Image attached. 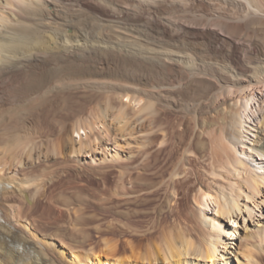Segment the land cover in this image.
I'll return each instance as SVG.
<instances>
[{"label":"bare ground","instance_id":"obj_1","mask_svg":"<svg viewBox=\"0 0 264 264\" xmlns=\"http://www.w3.org/2000/svg\"><path fill=\"white\" fill-rule=\"evenodd\" d=\"M254 1L264 2L262 0H0V264H264V172L260 170L261 163L253 165L251 162L255 156L264 157V120L257 117L260 111L263 115L264 112L259 107L255 95L248 89L250 86H264V58L252 61L248 55L256 53L257 49L250 45L241 46L238 40L228 39L230 48L227 53L225 52L226 56L223 54L227 58L223 67L228 74L224 75L225 72L222 71L224 72L222 77L219 75L220 77H216L215 80L220 84L217 85L220 91L223 87L229 88L222 91V98H218L217 95L211 97L214 106L222 107L217 114L215 112L210 114L212 111L207 114V110H204L207 107L204 106L206 101L199 90L202 84L198 87L199 94L203 95L200 94L202 99L198 96L197 109L187 113L190 117L185 116L188 121L182 122L184 125L182 123L174 125L172 122L170 128L164 127L167 123H161L160 110L158 111L157 107L155 109L156 105L154 106L152 102L153 100L161 102L162 98H167L165 94L174 87L177 85L181 87L182 84L194 78L198 80L196 83H204L207 75L203 67L206 63V57L203 54L205 50L197 48L193 39H205L209 49L222 54L220 49L224 47L222 45L227 38L224 33L227 30L223 22L215 23L212 20L231 21L234 15L245 22L254 19L255 16L262 15L259 4L255 5ZM216 4L217 7L223 5L230 9L223 11V6L222 9L221 7L217 9ZM196 18L205 19V22L197 23ZM212 25H214L213 28H211ZM230 29L236 33L238 27L233 25ZM182 33L186 35L183 36ZM189 35L191 38L188 37ZM157 70L162 77L164 75V78L155 76L159 73ZM99 88L113 93L100 105L102 107L98 109L99 120L94 123L95 119L93 121L91 119L90 122V119L84 121L82 120L84 118H81L82 123L83 121L87 123L82 127L81 125L84 124H80L81 121L78 118L79 122L76 124L72 122L74 124L72 128L70 127L72 130L69 128L72 134L70 136L66 134L67 138L64 139L60 137L62 142L60 141L59 144L69 157L84 156L90 157L91 161L111 160L114 163L119 158H124L127 160L123 165L125 169L130 170L128 169L130 166L136 168L137 176L140 177V173L142 174L143 179H140L147 185V189L153 194L161 190L163 196L160 202L151 207V210L149 208V211L154 212L152 215L155 218L148 221L150 223L147 225L137 223L141 220L134 223L136 218L132 217L139 218L148 214V209L144 207L135 208L138 206H134L132 209L128 208L120 212L122 218L116 221H119L120 235L126 239L123 240L124 237L120 236L122 242L126 244L124 251L122 250L125 252L121 254L122 256H115L119 246L115 236L118 231L116 232L115 229L116 221L111 218L109 221H113L110 227L107 226L110 237L108 238L107 234L108 243L104 242L107 244V252L100 255L99 250V255H96L94 246L90 247L95 257H86L85 261H82L80 255H77L80 250L75 251L77 254L70 250L68 252H71V256H67L66 251L60 249L59 245L57 247L53 241L56 239L53 233L45 232L44 234V231L41 230V232L36 226L35 221L40 215L38 217L34 215L37 218L31 216V211L37 203L39 207H42L40 206L42 197L47 194L46 191H42L41 185L32 187L33 193H31L32 190L28 191L27 186L30 188L29 184L35 185L37 183L35 181L42 180L38 178L39 180L33 181L35 183H30L34 177L29 174L32 177H28L31 181L25 175L24 177L29 180V184H25L27 180H16L11 175L14 172L11 164L23 167L39 159L48 160L47 154L36 152L39 147L35 150L36 153L33 151L37 139L28 137L29 133L25 136L28 137L26 140L25 137H21L24 136L22 132H20L21 135L15 132L14 134V130L11 129L14 136L11 132H8L9 135L11 138L14 137L13 141L19 142L3 143L2 140L5 138L4 135H7L5 132L9 131L5 129L16 126L15 129L20 130L21 126L16 123L21 122L13 123V119L17 118L14 117L17 107H24V111L27 108L32 110L40 104L43 105L47 99H55L65 92L72 97L79 90L83 95L85 91L82 89L98 91ZM94 91L92 90L93 93ZM232 92L236 95L229 97ZM98 93H101L100 89ZM142 96L146 97V100ZM147 96H152L153 100L151 101ZM209 99L206 98V100ZM162 102L161 104H164ZM43 106L47 108L45 104ZM44 107L42 108L45 110ZM52 108L51 111H53ZM36 109L33 111V116ZM127 109H131L130 115ZM19 110L17 109V112ZM28 110H26L27 114L31 112ZM114 110L117 115H114L116 118L112 119L115 118L116 122L110 121ZM21 114L17 116H23ZM69 114L65 115L69 116ZM253 118L261 122L254 150L239 149L238 144L243 143L244 126ZM64 120L67 119L61 120L60 123L57 120V122L60 124V129L65 127L64 129L67 130V124L65 126L62 123ZM99 123L103 126L101 133L104 132L108 136L111 134V138L99 133L96 127ZM207 123L218 126L208 130L205 126ZM64 129L60 131L63 132ZM80 129H83V135ZM59 130L57 132H60ZM75 131L77 140L73 135ZM16 135H20L18 138L21 137L20 140L25 141L15 139ZM157 138L159 140H156ZM50 141L48 140L46 144H50ZM41 143L43 145V141ZM113 143L115 148L126 147L122 155L115 149L113 153L111 152L109 146ZM54 148L51 156H59L57 153L61 150L57 151ZM205 150L208 151V156L205 154L207 157L202 154ZM162 153L166 155L165 160L161 165L158 164V167L153 168L159 163ZM43 155L46 157L42 158ZM8 162L10 164H7ZM125 169L124 173L121 171L122 176L128 172ZM127 176L129 182L134 183L133 177ZM42 182L43 185L44 181ZM130 188V193L135 194L142 190V188L134 190L133 186ZM189 191H192L195 206H190L192 209L189 208L185 218L189 215L193 216V220H197L204 227L198 222L193 225L198 224L203 229H208H206L207 232L204 230L205 236L201 233L204 237L201 241L199 238L200 242L198 239L193 240L195 233L192 234L194 230L190 231L191 223H193L188 221L190 217L188 220L181 218L184 223L179 218L183 226L177 222V218L176 224L174 220L170 221L172 225L170 223L168 227L169 222L167 223L163 215L170 208L168 214L176 218L175 207L179 201L176 196ZM35 192L39 193L37 198ZM207 199L215 203V212H208L202 207L207 205ZM50 201L52 203V200ZM180 213L177 211V215ZM32 214L35 213L32 211ZM92 215H90L92 220L87 219L89 214L85 215L88 222L95 220ZM85 217L78 219L85 221ZM129 217L134 219L126 220ZM42 218L38 219L42 220ZM54 221L56 223V220ZM84 221H80L83 225L79 223L81 226L75 228H82L85 225L88 227L89 223L86 224ZM42 224L46 229L44 223ZM97 226L100 227L98 224ZM97 226L93 225L95 229L98 228ZM117 229L119 230V227ZM201 230L202 228L198 230V235ZM82 234L84 237L87 236L85 233ZM88 234L87 238L91 237V233ZM201 234L197 236L201 237ZM71 237L70 239H73V236ZM76 239L77 237L73 241H77ZM81 240H83L82 237ZM90 240L89 238L88 241ZM82 250H84L83 247Z\"/></svg>","mask_w":264,"mask_h":264},{"label":"rangeland","instance_id":"obj_2","mask_svg":"<svg viewBox=\"0 0 264 264\" xmlns=\"http://www.w3.org/2000/svg\"><path fill=\"white\" fill-rule=\"evenodd\" d=\"M262 1H264V0H262ZM260 3H258V1H254L253 3L255 4V5H258V7L261 9V12H262V15H260V16H255L254 17V19H250L249 21H243L242 19H239V17H237V16H235L234 15V19L233 20H231V21H225V20H223V19H220V20H216V19H214V20H212V21H214L215 23H218V22H223L224 23V25H225V27H226V32L224 33L225 35H226V41H224V43H223V45L222 46H224V47H221V49H220V52L222 53V54H220L219 52H215V51H213L212 49H209L208 48V44H207V41L204 39H193V41H192V39H190V41H192L193 43H195V46L197 47V48H199V49H202V50H205V52H203V54L205 55V64L203 65V67L205 68V70H206V73H207V78H206V76H205V80H204V83L202 82V83H196V80L197 79H193V80H191L190 82L188 81L187 83H185V84H182L181 85V87L179 86V85H177L176 87H174L170 92H168L167 94H165V96H167V98L166 97H164V98H162V100H161V102L162 101H164L165 100V102L166 103H164V102H162V103H164V104H161V102L159 103V102H157V100H155L156 102H154V100L152 99V96H147L149 99H151V101L154 103V108L156 109V107H157V110L160 112V115H159V118H160V121H161V123L162 124H165V123H167V124H165L164 125V127H167V128H170V125H172V122L174 123V125H177V124H179V123H182V122H187L188 121V119H185V116L187 115L188 117H190V114H187V113H192L191 111H193L198 105V100L201 98V96H206V97H204L203 96V98H205V103H204V106L206 107V108H204V110L207 112V114L210 112V111H212V112H210V114L212 113H219L220 112V109L222 108L220 105H213L212 104V96L213 97H215L216 95H217V97L218 98H222V96L223 95H221V93H222V91L224 92L227 88H229V87H223V88H221L222 90L220 91V88L219 87H217V85L219 86L220 84H219V82H217L215 79H216V77H222V74L224 73V75H226V74H228V72L226 73V71H225V69H224V64L227 62V58H225V56H226V54H225V52L227 53V51L229 50V48H230V46H229V44H230V40L228 41V39L230 38V39H233V40H238L237 42L239 43V45H241V46H245V45H250V46H252L254 49H257L256 50V53L255 52H253L252 54H250V55H248V57H249V59H251L252 61H256V60H259L260 58L261 59H263L264 58V56H263V54H264V2H261V1H259ZM263 4V5H262ZM261 5H262V7H261ZM223 6V5H222ZM222 6H220L219 7V5H218V7L220 8V9H222ZM216 7H217V4H216ZM217 7V9H219ZM225 9H226V11H228V9H230L229 7H224L223 6V11H225ZM230 11V10H229ZM208 18V17H207ZM256 18V19H255ZM199 20V21H198ZM239 20V21H238ZM253 21V22H252ZM196 22L197 23H199V22H205V19H197L196 18ZM247 23V24H246ZM249 23H250V25H249ZM253 23V24H252ZM227 25V26H226ZM233 25H235V26H237L238 27V30H237V32L236 33H233V31L230 29V27L231 26H233ZM249 25V26H248ZM213 26L214 25H212V27L211 28H213ZM229 26V27H228ZM216 27V26H215ZM240 27V28H239ZM263 27V28H262ZM261 28V29H260ZM229 33H230V35H229ZM232 33V34H231ZM181 35H183V36H185L184 35V33H182ZM188 37H190V35L188 36ZM235 37V38H234ZM191 38V37H190ZM242 40H240V39ZM245 40V41H244ZM200 41H201V43H200ZM206 41V42H205ZM228 41V42H227ZM243 41H244V43H243ZM198 42V43H197ZM242 42V43H241ZM247 43V44H246ZM200 44V45H199ZM244 44V45H243ZM198 45V46H197ZM205 48V49H204ZM222 50V51H221ZM214 52V53H213ZM216 53V54H215ZM262 53V54H261ZM220 54V55H219ZM225 56H224V55ZM207 55V56H206ZM223 56V57H222ZM255 59V60H254ZM260 59V60H261ZM214 63V64H213ZM218 64V65H217ZM223 67V68H222ZM222 71H224L223 73H222ZM157 72H159V73H157V75H155V76H158V78H164V75H163V77H162V74L160 73V71L159 70H157ZM214 72V73H213ZM218 74V75H217ZM152 75H154V74H152ZM151 75V76H152ZM209 75V76H208ZM211 75V76H210ZM214 75V76H213ZM220 75V76H219ZM150 76V77H151ZM154 76V77H155ZM161 76V77H160ZM215 77V78H214ZM152 78H153V76H152ZM198 81V80H197ZM216 81V82H215ZM195 82V83H194ZM205 82H207L206 84H205ZM218 83V84H217ZM188 84V85H187ZM190 84V85H189ZM203 85V86H200V85ZM215 84V85H214ZM204 85H205V87H204ZM184 88H183V87ZM200 86V87H199ZM198 87L200 88L199 90L201 91V93L203 94H201V96H200V94H199V90H198ZM182 88V89H181ZM197 90H196V89ZM206 88V89H205ZM208 88H210V89H208ZM219 88V89H218ZM99 89H100V91H101V93H98L99 92ZM98 89V91L96 90V89H86V90H83L82 89V91H85L84 93H83V95H82V92H81V90H79L78 92H76L75 93V95L73 94L72 95V97H71V95L69 94L68 95V93L67 92H65V93H62L61 94V96L59 97V96H57L56 98H60L59 100H60V104H59V100H57L56 98L55 99H47L44 103H43V105L45 104L46 105V107L47 108H45L42 104H40V105H38V106H36L35 108H32V110H28V109H30V108H27L26 110H28V111H31L32 112V114L30 115V113L31 112H28V114L26 113V110L24 111V107L23 108H21V107H17L16 108V111H15V115H14V117H17L19 120H17V118H14L13 119V123H16V121L17 122H23L22 124L24 125V124H26V125H22L21 123H16V124H19L21 127H20V130L18 129H15L16 128V126H15V128H14V126H13V128H8V129H5V130H9V131H7V132H5V133H7V135H4L5 136V138L6 137H8V138H6V140H7V142L5 141V138L2 140L3 141V143H8V142H15L16 141V143L17 142H19L18 140H15V141H13L14 139V135H13V133L15 132L16 134H20V132H22L21 134L22 135H24V136H21L22 138L23 137H25L26 136V134H28L27 136L28 137H31L33 140H36V144H35V148L33 149V151L35 152V150L37 149V147H41L42 148V150H41V148H40V150H39V148H38V150H36V152H42V154H47V157L49 158L48 160H46V159H39V160H36L35 162L33 161V163H30L29 165H26V166H23V167H25V168H23V167H20V166H15L14 165V163L13 164H11V168L14 170V172H12V174L11 175H13V177L16 179V180H27V179H29L31 176L32 177H34L33 179L34 180H32L31 181V179H29L31 182L30 183H35V182H37L35 185L34 184H29V180H27L28 182H25V184L26 183H28L29 185H30V188H29V186H27L28 188L27 189H29L28 191L30 192L32 189L34 190V188H36V187H40V185H41V187L40 188H42L43 187V190L42 191H46L45 193L47 194V195H45V197H42L43 199L41 200L42 202L40 203V206H42V207H39V203H37V206H35L34 208H33V213H35V214H32V211H31V216L33 215H36L37 217H38V215H40L38 218H42V220L44 221H42L41 219H38L37 217H35V218H37V220L35 221V224H36V226L39 228V230L41 231H44L43 233L44 234H46V233H53V237L54 238H56L55 240H53L56 244H57V247H58V245H59V247H60V249H63L64 250V252L67 254V256L68 255H70L71 254V252H77V250H80V251H78L76 254L77 255H80V258H81V260L82 261H85L84 260V258H86V257H92V258H94L95 256H93L94 254H93V252L95 251H97L95 254L96 255H99V250H100V255L102 254V253H106L107 252V244L106 243H104V242H107L108 243V238L110 237V234L107 232L108 230H109V227H110V225H111V222L113 221V220H121V218H122V213H120L121 211L123 212L124 210H126V209H128V208H134V206H138V207H135V208H142V207H144V208H146V209H148V214H145V216L144 215H142V216H139V218H138V216H132V217H134V218H136L135 220L136 221H134V223L135 222H137V221H139V220H141L140 221V223L139 222H137L138 224H141V225H147V224H149L148 223V221H152V219H154L155 218V216H153L154 215V212L153 211H149V208H150V210L152 209L151 207H153L154 205H156L158 202H160L161 201V199H162V196H163V191L161 192V190H159L156 194H153L152 193V191H150V190H148L147 189V185L141 180V179H143V178H141V173H140V177L139 176H137L138 175V173H137V170H136V168H134V167H132V166H130L128 169H130V170H127V169H125L124 167H123V165L124 164H126V162H127V160L126 159H124V158H119L116 162L119 164H116V162L114 163V161H111V160H109L108 162H106V161H100V160H97V161H91V159H90V157H84V156H80V157H77L76 158V156H71V157H69L67 154H65V150H64V148L62 147V145L61 144H59V143H61L62 141V139H64V138H67V136L69 135L70 136V134H72V133H70V131L72 130L71 128V126H74V124H72V122L74 121V123L76 124V122H79L78 120L80 119V124H84V125H81L82 127L83 126H86L87 125V123H85L84 121H88L89 119V121L91 122V119H92V121L94 122V123H96L98 120H99V116H100V112L98 111V109L99 108H101L102 106H100V105H102V103H104V101H105V99H106V97H108V96H112L113 95V93L111 92V93H108L107 92V90H104L103 88H99ZM103 91H102V90ZM181 89V90H180ZM185 89V90H184ZM204 89V90H203ZM224 89V90H223ZM233 89V88H232ZM249 89V91H250V93H253L254 95H255V98H257V100H258V104H259V107L261 108V109H263L262 111L264 112V86L263 85H260V86H254V87H251L250 86V88H248ZM92 90H95L94 91V93L92 92ZM196 91H198L197 93H196ZM219 91H220V93H219ZM81 92V93H80ZM90 92V93H92L91 95H89L88 93ZM96 92V93H95ZM103 92V93H102ZM104 92H106L105 94H104ZM180 92V93H179ZM195 92V93H194ZM205 92V93H204ZM211 92V93H210ZM87 93V94H86ZM182 93V94H181ZM179 94V95H178ZM190 94V95H189ZM198 94V95H197ZM213 94V95H212ZM231 94V95H230ZM229 94V97L231 96V97H233V96H235L236 95V93L235 92H232V93H230ZM96 95V96H95ZM221 95V96H220ZM64 96V97H63ZM67 96V97H66ZM70 96V97H69ZM91 96H93L92 98H91ZM100 96H102L101 98H100ZM178 97L177 99H176V97ZM187 96V97H186ZM198 96H199V99H198ZM74 97V98H73ZM76 97V98H75ZM83 97H85V98H83ZM87 97V98H86ZM143 98H144V96H142ZM211 99H209V98ZM95 98V99H94ZM125 99H126V97H124ZM166 98V99H165ZM206 98L207 99H209V100H206ZM64 99V100H63ZM67 99V100H66ZM72 99V100H71ZM101 99H102V101H101ZM124 99V100H125ZM198 99V100H197ZM202 99V98H201ZM80 100V101H79ZM87 100V101H86ZM96 102H95V101ZM144 100H146V97L144 98ZM197 100V101H196ZM55 102H57V104L55 103ZM67 102V103H66ZM71 102V103H70ZM48 103V104H47ZM50 103V104H49ZM54 103V104H53ZM65 103V104H64ZM100 103V104H99ZM194 105H193V104ZM59 104V105H58ZM69 104V105H68ZM87 104V105H86ZM160 104V105H159ZM185 104V105H184ZM196 104V105H195ZM42 105V106H41ZM51 105V106H50ZM91 105V106H90ZM41 106V107H40ZM50 108H49V107ZM52 106H53V108H52ZM167 108H166V107ZM173 106V107H172ZM181 106V107H180ZM42 107H44L45 108V110L42 108ZM161 107V108H160ZM165 107V108H164ZM194 107V108H193ZM199 107H201V105H199ZM199 107H198V109H199ZM19 108H21L20 110L22 111V109H23V113L19 110ZM36 108H38V110L36 109ZM52 108V110L53 111H51L50 109ZM56 108H57V110H56ZM87 108V109H86ZM159 108V109H158ZM214 108V109H213ZM17 109L19 110L18 112H17ZM34 109H36L35 111H36V113L34 112V114H35V116H33V111H34ZM65 109H66V111H67V113H66V111H65ZM68 109H71V110H68ZM181 109V110H180ZM197 109V108H196ZM209 109V110H208ZM40 110V111H39ZM44 111V113H43V111ZM47 110V111H46ZM50 110V111H49ZM128 110V113H129V115H130V111H131V109L129 110V109H127ZM42 111V112H41ZM62 111H64V112H62ZM71 113H70V112ZM74 111H75V113H74ZM112 111V110H111ZM38 112V113H37ZM70 114H69V113ZM79 114H78V113ZM97 112V113H96ZM184 112V113H183ZM22 113V114H21ZM49 113V114H48ZM52 113V114H51ZM74 113V114H73ZM77 113V114H76ZM96 113V114H95ZM112 112H110V114H111ZM214 113V114H215ZM23 115V116H17V115ZM61 115V116H58V115ZM68 115L69 114V116H70V118H66V117H69V116H66V115ZM81 114V115H80ZM56 115V116H55ZM98 115V116H97ZM113 115V116H112ZM112 115H111V119H110V121L112 120L113 122H116L117 120H114L116 117V115H117V113L115 112V110L113 111V113H112ZM115 115V116H114ZM162 115V116H161ZM168 115V116H167ZM26 117V119H25V117ZM53 116H55V119H53ZM58 116V117H57ZM63 116V117H62ZM168 118H167V117ZM262 116H264L263 115V113L260 111L259 113H258V115H257V117L259 118V117H261L263 120H264V118L262 117ZM22 117V118H21ZM27 117H28V120H27ZM34 119H33V118ZM87 119H86V118ZM113 117H115L114 119H112ZM161 117H162V120H161ZM20 118L22 119V120H20ZM59 118V119H58ZM79 118V119H78ZM81 118H84V119H82V120H84L83 121V123H82V120H81ZM167 118V119H166ZM33 119V120H32ZM52 119H53V121H52ZM63 119H67L66 121L68 122H66L65 120H64V122L62 121V123H63V125H65L66 126V124H67V130H65L66 128L65 127H62V129H60V122H61V120H63ZM73 119V120H72ZM77 121H76V120ZM86 119V120H85ZM163 119H164V121H163ZM184 119V120H183ZM24 120V121H23ZM57 120L59 121V123L57 122ZM216 121V120H215ZM28 123V124H27ZM58 123V124H57ZM72 125H71V124ZM248 123V124H247ZM16 124H14V125H16ZM68 124L70 125V126H68ZM77 124H79V123H77ZM100 124V125H99ZM99 124H97L96 125V127L98 128L97 130L99 131V133L101 134V135H103V136H105V137H110L111 138V134L108 136V135H106V133H101L103 130V126L101 125V123H99ZM29 125V127H27ZM182 125H184L183 123H182ZM210 125V126H209ZM261 125V122H258L257 121V119L256 118H253V119H251V120H248V122H246V125L244 126L245 128L243 129L244 130V136H243V143L242 144H238V147H239V149H241V148H245V150H250V151H253L254 150V145H255V139H256V137H257V134H258V128H259V126ZM163 126V125H162ZM206 128L208 129V130H211V127L213 128V126H218V125H212L211 123H207L206 125ZM17 127L19 128V126L17 125ZM26 127V128H25ZM71 127V128H70ZM32 128H33V130H32ZM49 128H51V129H49ZM54 128V129H53ZM65 128V129H64ZM71 130H70V129ZM218 128V127H217ZM11 129L12 130H14L13 131V133L11 132ZM26 129V130H25ZM39 129H41V130H39ZM62 131L63 129H64V131L63 132H61L60 130ZM15 130H17V131H15ZM28 130H30L29 132H28ZM46 130V131H45ZM50 130V131H49ZM55 130V131H54ZM60 131L61 132V134H60V132H57V131ZM26 131H27V133H26ZM33 131H36V132H33ZM40 131V132H39ZM66 131V132H65ZM82 131V132H81ZM8 132H11L12 133V137L13 138H11V135H9L10 133H8ZM68 132H69V134H68ZM80 132L82 133V135H83V133H84V131H83V129H80ZM14 133V134H15ZM23 133H25V134H23ZM31 133V134H30ZM57 133H59V134H57ZM65 133V134H64ZM20 134V135H21ZM63 134V135H62ZM66 134H67V136H66ZM105 134V135H104ZM9 135V136H8ZM20 135H16L17 136V138L15 137V139H19L20 140V138L21 137H19L18 138V136H20ZM34 135V136H33ZM58 135H59V137H58ZM62 135V136H61ZM65 135V136H64ZM73 135L75 136V139L77 140V138H78V136H77V132L75 131V133L73 132ZM64 136V137H63ZM27 137V138H28ZM60 137H62V139L60 138ZM27 138L25 137L24 139H26L27 140ZM44 138V139H43ZM113 138V137H112ZM160 138V137H159ZM159 138H157L156 140H159ZM41 139V140H40ZM54 139H56V141L54 140ZM22 140V142H24L25 140H23V139H21ZM20 140V141H21ZM45 140H52V141H50V144H46V142H45ZM38 141V142H37ZM43 141V145H42V142ZM61 141V142H60ZM157 142V141H156ZM45 143V144H44ZM49 143V142H48ZM51 143H54V144H51ZM2 144V143H1ZM39 145V146H36V145ZM2 145H4V144H2ZM45 145V146H44ZM54 145V146H53ZM61 145V146H60ZM243 145H245V146H243ZM58 146V147H57ZM46 147V148H45ZM53 147H55L54 149H57V151H60V152H58L57 153V155H59V156H55V157H52L51 156V154H52V149H53ZM122 146H120V148H115L114 147V143H113V145L111 144L110 146H109V148H111V152L113 153L114 152V149L115 150H117V151H119L120 153H121V155H122V151L124 150V149H126V147L124 146V147H122ZM44 149V150H43ZM48 149V150H47ZM46 150V151H45ZM64 150V151H63ZM113 150V151H112ZM56 151V150H55ZM110 151V150H109ZM35 152V153H36ZM47 152V153H46ZM202 152V151H201ZM39 153V154H40ZM207 153H208V151H204V152H202V154L203 155H207ZM41 154V155H42ZM61 154V155H60ZM64 154V155H63ZM164 155V156H163ZM205 155V157H207ZM45 155H43L42 156V158L44 157ZM46 157V156H45ZM51 157V158H50ZM67 157V158H66ZM69 157V158H68ZM164 157V158H163ZM165 157H166V155L164 154V153H162V155L160 156V159H159V163H157L156 165H154L153 166V168L155 167H158L159 165L158 164H162L163 163V161L165 160ZM55 158V159H54ZM65 158V159H64ZM263 158V159H262ZM258 157V156H255L254 157V160H252L251 162H252V164L253 165H255L254 163H256V165H259L260 163V165L259 166H261L260 167V170L261 171H263L264 172V157ZM62 159H64V161L62 160ZM120 159H121V161H120ZM46 160V161H45ZM260 161V162H259ZM62 164H61V163ZM113 162V163H112ZM45 163H47V164H45ZM65 163V164H64ZM7 164H10V162H8ZM55 164V165H54ZM56 164H57V166H56ZM64 164V165H63ZM94 164V165H93ZM45 165V166H44ZM115 165V166H114ZM61 166V167H60ZM208 167V166H207ZM62 168V169H61ZM152 168V169H153ZM56 169V170H55ZM84 169V170H83ZM124 169L125 170H127V171H125V173L126 174H124L123 176H122V174L124 173ZM53 171V172H52ZM83 171V172H82ZM98 171V172H97ZM112 171V172H111ZM123 173H122V172ZM129 171H131V172H129ZM38 172V173H37ZM72 172V173H71ZM134 172V173H133ZM14 173H15V176H14ZM18 173V174H17ZM37 173V174H36ZM59 173V174H58ZM77 173V174H76ZM86 173V174H85ZM120 173H121V175H120ZM31 176H30V175ZM51 174V175H50ZM102 174V175H101ZM115 174V175H114ZM27 176V179L24 177V176ZM45 175V176H44ZM48 177H47V176ZM70 175H71V178H70ZM77 175V176H76ZM127 175H131V178H132V180L134 181V183H131V182H129V178H127L128 176ZM144 175V174H143ZM17 176V177H16ZM36 176V177H35ZM127 176V177H126ZM22 177H24V178H22ZM29 177V178H28ZM31 177V178H32ZM59 177V178H58ZM68 177V178H67ZM96 177V178H95ZM139 177V178H138ZM40 179V180H42V181H44V184L42 185V181H35V179ZM65 178V179H64ZM69 178H70V180H69ZM117 178V179H116ZM123 178V179H122ZM141 178V179H140ZM38 179V180H39ZM68 179V180H67ZM96 179V180H95ZM192 179V178H191ZM51 180V181H50ZM61 180V181H60ZM33 181H35V182H33ZM49 181H50V183H49ZM54 181H55V183H54ZM58 181V182H57ZM118 181V182H117ZM38 182H39V185H38ZM60 182V183H59ZM100 182V183H99ZM104 182V183H103ZM41 183V184H40ZM63 183V184H62ZM99 183V184H98ZM116 183V184H115ZM118 183V184H117ZM66 184H68V185H66ZM44 185H45V187H44ZM50 187H49V186ZM58 185V186H57ZM71 185V186H70ZM79 185V186H78ZM116 185V186H115ZM144 185V186H143ZM63 186H65V187H63ZM133 186V189L134 190H136V189H141L142 188V192L139 190V191H137L136 192V194L135 193H130V190H131V188L130 187H132ZM32 187H34V188H32ZM48 187V188H47ZM53 187V188H52ZM61 187V188H60ZM51 188V189H50ZM59 188V189H58ZM74 188V189H73ZM46 189V190H45ZM48 189V190H47ZM72 189V190H71ZM77 189V190H76ZM79 189V190H78ZM33 190H32V192L31 193H33ZM65 190V191H64ZM48 191L50 192V193H48ZM148 191H150V192H148ZM76 192V193H75ZM184 192V191H183ZM36 193V192H35ZM37 194H39V193H36L35 194V197L37 198L39 195H37ZM54 194V195H53ZM71 194V196H69ZM144 194V195H143ZM53 195V196H52ZM78 195V196H77ZM118 195V196H117ZM47 196V197H46ZM49 196V197H48ZM58 196V197H57ZM77 196V197H76ZM82 196V197H81ZM140 196V197H139ZM137 197V198H136ZM152 197V198H151ZM47 198V199H46ZM49 198V199H48ZM60 198V199H59ZM67 198V199H66ZM71 198V199H70ZM80 198V199H79ZM45 199H46V201H45ZM78 199V200H77ZM109 199V200H108ZM176 199H178L179 201H178V204H177V207H175V209H176V218L174 217V216H171V215H169L168 213H169V211H170V208H168L167 209V212L166 213H164L163 215L165 216V218H166V221H167V223H168V227L170 226L169 224L173 221V222H175V221H177V218H178V221L177 222H179L181 225L184 223V221H183V219H181V218H185V216L186 215H188V211L190 210V209H192V208H190V206H192V207H194L195 206V203H194V200H193V194H192V191H189V192H185V194H183L182 193V195H180L179 194V196H176ZM49 200V201H48ZM50 200H52V203L55 201V203H51V201ZM57 200V201H56ZM70 200V201H69ZM133 200V201H132ZM143 200V201H142ZM208 200V201H207ZM206 200V203H207V205H202V207H204L208 212H215V210H216V207H215V203L212 201V200H210V199H207ZM69 201V202H68ZM129 201V202H128ZM103 202V203H102ZM141 202V203H140ZM108 203V204H107ZM137 203V204H136ZM211 205H210V204ZM46 206H45V205ZM105 204V205H104ZM116 204V205H115ZM50 207H49V206ZM57 205H58V207H57ZM59 205H60V207H59ZM114 205V206H113ZM84 206V207H83ZM62 207V208H61ZM81 209H80V208ZM113 207V208H112ZM118 207V208H117ZM38 208V210L41 208L42 209V211H41V209L38 211V210H35V209H37ZM72 208V209H71ZM77 208V209H76ZM84 208V209H83ZM143 208V209H144ZM190 208V209H189ZM65 209V210H64ZM80 209V210H79ZM109 209V210H108ZM145 209V210H146ZM47 210V211H46ZM59 210V211H58ZM75 210V211H74ZM76 210H79V211H76ZM82 210V211H81ZM187 210V211H186ZM35 211V212H34ZM56 211V212H55ZM177 211H179V213L181 214H178L177 215ZM41 212H43V214H40ZM69 212V213H68ZM80 212V213H79ZM116 212V213H115ZM186 212H188V213H186ZM36 213H38V214H36ZM73 213V214H72ZM76 213H78V214H80V216L78 215V214H76ZM95 213V214H94ZM120 213V214H119ZM151 213V214H150ZM152 213H153V215H152ZM62 214V215H61ZM76 214V215H75ZM81 214H82V216H81ZM88 214H89V218L91 217L90 215L91 214H93L92 215V217H95L94 219L95 220H93V221H89L88 222V220H92L91 218L89 219V218H87L86 219V217H85V215L86 216H88ZM114 214H116L115 216H114ZM150 214V215H149ZM184 214V215H183ZM191 214V213H190ZM42 215V216H41ZM66 215V216H65ZM84 215V216H83ZM147 215V216H146ZM184 217H183V216ZM32 216V217H33ZM63 216V217H62ZM68 216V217H67ZM77 216H79V217H77ZM150 216V217H149ZM153 216V217H152ZM179 216V217H178ZM182 216V217H181ZM33 217V218H34ZM56 217V218H55ZM65 217V218H64ZM77 217V218H76ZM81 217V219H82V217L84 218L85 217V219L87 220V222H86V220L84 221L86 224L87 223H89V224H91L92 225V227H91V225L89 226V224H87L88 225V227H86V225H85V227H82V228H84L83 229V231H85V232H83L81 229V227H77V228H75L76 226H81L80 224H82L83 225V223H80V221L81 222H83L81 219H78V218H80ZM114 217V218H113ZM116 217H118V219H116ZM168 217V218H167ZM189 217H190V215H189ZM189 217L187 216L186 218H187V220L189 219ZM72 218V219H71ZM74 218V219H73ZM113 219V220H111V222L109 221L110 219ZM131 217H129V218H127L126 220H129ZM134 218H131V221H132V219H134ZM141 218H143V219H141ZM147 218H148V220H147ZM175 218V219H174ZM182 220V222L181 221H179L180 219ZM185 218V219H186ZM192 218V219H191ZM46 219V220H45ZM69 219H71V220H69ZM184 219V220H185ZM194 218H193V216L192 217H190V219L188 220V221H192L193 223H191V227H190V231L192 232L193 230L195 231H193L192 232V234H194V235H192V237L194 236L195 238H196V240H195V238L193 237V240L194 241H197V239H198V242H200L201 240H202V238L206 235V234H204L205 233V231H206V229H203V225H201V223L200 222H198L197 220H193ZM40 220V221H39ZM54 220H56V223H55V221ZM58 220V221H57ZM78 220H80V221H78ZM75 221V222H74ZM77 221V222H76ZM171 221V222H170ZM196 221V222H195ZM39 222H40V224H39ZM44 223V225H45V227H46V229L44 228V226H42L43 224L42 223ZM99 222V223H98ZM100 222H101V224H100ZM109 222V223H108ZM156 222H157V219H156ZM185 222H186V220H185ZM199 223L201 226H203V227H201L200 225H198V224H195V225H193L194 223ZM80 223V224H79ZM118 223H119V221H116V227H115V229H116V239H117V242H118V245L119 246H117V252L115 253V256H120L121 254L123 255L125 252H123L124 250V247H126V244L125 243H123L122 242V238L124 237H122L121 235H120V231H121V228H120V225H118ZM97 224L100 226V227H98L97 226ZM175 224H176V222H175ZM188 224V223H187ZM57 225V226H56ZM74 225V226H73ZM93 225H96L98 228L97 229H99V230H97V229H95V227H93ZM171 225H172V223H171ZM189 225V224H188ZM43 228H42V227ZM59 226V227H58ZM71 226H73L72 228L74 229V230H72V228H71ZM107 226H109V227H107ZM183 226V225H182ZM198 226V227H197ZM70 227V228H69ZM90 227H91V229H90ZM117 227H119V230L117 229ZM192 227H194V228H192ZM199 227H201L202 228V232L200 231V234L201 233H203V235L201 234V237H198V236H200V234L198 235L197 234V232L199 233V229H201V228H199ZM37 228V229H38ZM58 228V229H57ZM81 228V229H80ZM44 229V230H43ZM49 229V230H48ZM53 229V230H52ZM65 229V230H64ZM69 229V230H68ZM88 230L91 234V237H89L91 240L90 241H88L89 240V238H87V236H89V232H87L86 230ZM55 230V231H54ZM58 232H57V231ZM78 230H79V232H78ZM92 230V231H91ZM95 230H97V231H95ZM101 230V231H100ZM102 230H103V232H102ZM205 230V231H204ZM208 230V229H207ZM41 231V232H42ZM82 231V232H81ZM46 232V233H45ZM207 232V231H206ZM60 233V234H59ZM73 233H74V235H75V237H74V235H73ZM77 235H76V234ZM82 233H85V234H87V236L86 237H84L83 235L84 234H81ZM55 234V235H54ZM70 234H72V235H70ZM79 234V235H78ZM101 234V235H100ZM108 234V235H107ZM198 236H197V235ZM108 236V238H107V236ZM71 236H73V239L74 238H76L77 237V241H73V239H70V237ZM79 236V237H78ZM97 236V237H96ZM122 238H121V237ZM68 237H69V239L72 241L71 243H70V240L68 239ZM81 237H82V239L83 240H81ZM72 238V237H71ZM96 238V239H95ZM105 238V239H104ZM199 238H200V241H199ZM58 239V240H57ZM86 239V240H85ZM79 240V241H78ZM80 240H81V242H80ZM84 240H85V242L87 241V243H85L84 242ZM104 240H106V241H104ZM123 240H126L125 239V237H124V239ZM64 241V242H63ZM84 242V244H82L83 242ZM74 242V243H73ZM97 242V243H96ZM60 243V244H59ZM70 243V244H69ZM77 243V244H76ZM79 243V244H78ZM67 244V245H66ZM69 244V245H68ZM74 244V245H73ZM85 244H86V246H85ZM106 246H105V245ZM123 244H125V246L123 245ZM71 245H73V246H71ZM75 245H80V246H78V247H76ZM70 246H71V248H70ZM93 246H94V251H91V250H93L92 248H93ZM104 246V247H103ZM74 247V248H73ZM82 247L84 248V250H82ZM90 247H92L91 249H90ZM102 247V248H101ZM74 250H73V249ZM75 248H76V250H75ZM78 248V249H77ZM97 248V249H96ZM66 249V250H65ZM88 249V250H87ZM71 250V252L69 253L68 251H70ZM86 250V251H85ZM123 250V251H122ZM82 251V252H81ZM85 251V252H84ZM90 251H91V253H90ZM101 251H103V252H101ZM106 251V252H105ZM122 251V252H121ZM119 252V253H118ZM121 252V253H120ZM85 253V255H83ZM87 253H89V254H87ZM91 254V255H90ZM116 254H118V255H116ZM87 255V256H86ZM121 255V256H122ZM71 256V255H70ZM83 258H82V257ZM94 260V259H93ZM96 261V260H95ZM96 263V262H95Z\"/></svg>","mask_w":264,"mask_h":264}]
</instances>
